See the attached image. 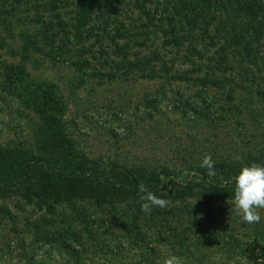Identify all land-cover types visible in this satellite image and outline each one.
Instances as JSON below:
<instances>
[{
  "label": "trees",
  "instance_id": "16d2710c",
  "mask_svg": "<svg viewBox=\"0 0 264 264\" xmlns=\"http://www.w3.org/2000/svg\"><path fill=\"white\" fill-rule=\"evenodd\" d=\"M55 4L58 11L55 21L45 20L42 30L46 32L40 31L42 44L56 40L60 31L63 35L68 27L76 40H80L82 34L89 38L92 32L97 38L100 33L111 41L120 38L128 41L132 37L137 39L134 41L137 47H145L151 35L161 34L163 48L173 47L176 55L182 53L177 58L179 65L189 61L187 54L194 57L190 61L196 75L178 72L169 76L171 79L192 82L202 88L216 87L228 93L227 97L231 94L228 98H233L241 88L237 84L233 88L227 82L224 70L227 51L235 50V55L241 54L240 58L244 56L254 66L264 62V53H260L264 45V0H56ZM60 11H70L72 16L63 22ZM49 31L51 34L47 35ZM112 32L115 34L110 35ZM122 45L115 41V47ZM154 54L153 58L165 68L166 61L159 59V53ZM205 58L207 64L202 62ZM166 69L167 73L171 70ZM151 72H155L154 66L148 74ZM52 92L43 87L28 94L27 101L41 120L34 145L0 147V199L16 198L47 213H55L60 204L69 205L70 222L63 228L55 226L45 230L38 221L43 222L45 218L38 217L33 222V232L26 233L29 240L16 236L18 240L14 238L8 243L11 259L17 264L19 261L23 264H164L167 256L175 254L184 264H212L210 259L198 258L206 255V248L220 250L221 247L217 242L218 228L212 222L211 206L233 202L232 177L241 165L264 163V113L247 111L261 138L259 146H248L238 157L213 155L214 170L201 168V160L160 166L103 164L78 152L68 139L62 130L58 98H54ZM260 94L264 96L263 91L256 92ZM200 108L193 110L195 117L211 119L213 113L205 106ZM141 183L169 204L179 201L194 204L179 211L176 223L164 216L165 207L153 206L150 212H145L142 208L145 202L138 193ZM87 206L104 209L123 206L125 209H120L119 215L112 219H117L118 226L109 224L98 231L86 224ZM183 222L186 223L183 231H190L197 240L192 246L185 243L187 232L178 234ZM251 227L256 235L262 232L261 223ZM113 230L121 236L115 242L110 239ZM31 237L40 239L42 247L59 255L60 260L56 255L34 258L37 241ZM233 249L238 248L228 247L230 253ZM93 253L102 260L95 262L87 257ZM250 255L256 261L259 256L264 257V251Z\"/></svg>",
  "mask_w": 264,
  "mask_h": 264
},
{
  "label": "rangeland",
  "instance_id": "374dc122",
  "mask_svg": "<svg viewBox=\"0 0 264 264\" xmlns=\"http://www.w3.org/2000/svg\"><path fill=\"white\" fill-rule=\"evenodd\" d=\"M55 3L56 0H0V147L34 145L41 120L27 98L33 89L43 87L52 90L54 98H58L62 130L78 152L103 164L160 166L201 160L205 154L238 157L248 146H259L261 138L247 111L264 113V100L260 99L264 96L256 95L257 91L264 92L263 61L254 66L244 56L240 58L241 54L235 55V50L227 51L224 69L227 82L233 88L235 84L241 88L233 98H228L231 94L227 97L228 93L222 89L171 79L169 76L178 72L193 73L190 60L194 57L187 54L189 61L179 65L177 58L182 53L176 55L173 47L163 48L161 34L151 35L145 47H137L134 45L137 39L132 37L128 41L126 38L111 41L100 33L97 38L92 32L89 38L82 34L76 40L68 27L65 34L61 35L60 31L56 40L42 44L40 31L46 32L42 30L45 20L55 21L58 12ZM58 14L63 22L72 16L70 11ZM115 41L123 45L115 47ZM260 50L264 53V45ZM154 52L171 68L168 73L153 58ZM148 58L150 61L146 63ZM202 62L208 63L207 59ZM153 66L155 72L149 75ZM201 106L213 113L211 119L195 117L193 110ZM192 203L168 202L163 214L176 223L179 211ZM211 207L221 247L220 250L206 248V255L198 258L210 259L212 264H264L263 256L254 261L255 257L250 255L264 251V209L258 210L262 234L256 235L253 224L245 223L237 214L234 202ZM120 209L125 208L87 206L86 224L98 231L109 224L118 226L117 219H112L119 215ZM69 215V205L60 204L55 213H47L16 198L0 199V264H17L11 259L8 243L14 238L29 240L26 233L33 232L32 225L38 217L45 218L43 222L38 220L42 228L50 230L55 226L63 228L70 222ZM79 221L77 226L81 228ZM183 223L178 234L187 232L185 243L192 246L197 240L190 231H183L186 227ZM120 237L113 230L110 239L115 242ZM40 241L36 243L34 258L56 255L60 260L59 255L46 251L47 247H42ZM230 246L238 248L233 249L236 254L228 251ZM87 257L95 262L102 260L96 253Z\"/></svg>",
  "mask_w": 264,
  "mask_h": 264
},
{
  "label": "clouds",
  "instance_id": "9594fccd",
  "mask_svg": "<svg viewBox=\"0 0 264 264\" xmlns=\"http://www.w3.org/2000/svg\"><path fill=\"white\" fill-rule=\"evenodd\" d=\"M199 166L208 170H214L215 161L212 155L205 154ZM232 179L234 183L233 202L237 214L245 223H260L262 217L258 210L264 209V163L252 162L243 164ZM138 193L140 199L145 202L142 205L145 212H150L153 206L163 208L168 205L166 199L157 197L143 183L138 185ZM192 219L193 216L191 215ZM164 264H184V262L181 257L171 254L165 258Z\"/></svg>",
  "mask_w": 264,
  "mask_h": 264
}]
</instances>
